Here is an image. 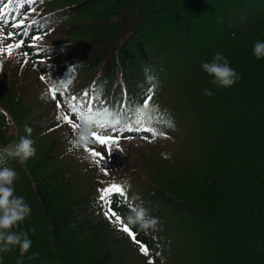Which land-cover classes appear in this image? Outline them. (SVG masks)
<instances>
[{
	"label": "trees",
	"instance_id": "16d2710c",
	"mask_svg": "<svg viewBox=\"0 0 264 264\" xmlns=\"http://www.w3.org/2000/svg\"><path fill=\"white\" fill-rule=\"evenodd\" d=\"M25 1L19 29L28 55L18 64L25 75L34 74L33 86L40 85L38 105L17 109L0 101V147L30 135L40 148L26 163L6 164L18 174L15 194L31 208L13 230L28 232L30 252L39 253L25 254L23 264H147L149 258L159 264L158 252L165 264H264V58L252 54L254 42L264 41V0ZM7 2L18 1L2 0L0 7ZM217 51L242 74L230 88H217L200 67ZM149 88L151 114L142 115ZM86 105L119 114L118 128L101 133L147 143L151 133L137 130V120L166 133L155 143L166 145L163 157L197 179L190 194L175 197L152 181L135 185L128 170L97 163L90 154L74 159L85 145L69 153L74 129L56 117H73L72 106L81 113ZM94 164L101 165L98 171ZM112 183L126 190L125 197H111L124 223L129 205L141 202L159 218L154 232L130 226L149 257L103 216L98 190ZM0 255L2 264H17L19 250Z\"/></svg>",
	"mask_w": 264,
	"mask_h": 264
},
{
	"label": "clouds",
	"instance_id": "9594fccd",
	"mask_svg": "<svg viewBox=\"0 0 264 264\" xmlns=\"http://www.w3.org/2000/svg\"><path fill=\"white\" fill-rule=\"evenodd\" d=\"M252 54L257 59L264 58V41L254 42ZM200 67L209 75L211 83L217 88H230L242 78V74L231 66L228 57L219 51L215 52L209 60L201 61ZM203 92L207 96L214 94L209 88H204ZM41 98H44V93H41ZM120 124L119 114L109 107L81 112L79 124L69 139L68 152L71 153L81 146L93 143V132H100L104 129L115 130ZM24 127L25 132L30 134L31 127L28 125ZM34 143L30 135H25L20 136L17 141L9 145L0 147V254L18 248L17 264H23L25 254H28V259H32L39 253L30 252L32 240L28 232L22 229L20 231L13 230L30 215L31 208L23 196L15 194L14 181L18 174L15 169L6 166V164L9 159H15L21 164L26 163L36 154ZM124 183L128 184V181L126 180ZM129 208L130 212L124 218L129 226H134L145 233L157 230L159 218L150 215L149 209L144 207L142 202L135 205L130 204ZM156 255L159 257V264H165L166 257L160 252ZM2 260L3 256L0 255V264H2Z\"/></svg>",
	"mask_w": 264,
	"mask_h": 264
},
{
	"label": "rangeland",
	"instance_id": "374dc122",
	"mask_svg": "<svg viewBox=\"0 0 264 264\" xmlns=\"http://www.w3.org/2000/svg\"><path fill=\"white\" fill-rule=\"evenodd\" d=\"M22 9H24V7H22ZM1 24L2 21L0 20V33L6 36V33L9 31L3 28ZM16 40H14V36L6 37L0 41V47L6 48L7 44L15 43ZM50 44L54 43L51 42ZM24 53L25 51L23 49L18 48L13 49L11 55H9L7 51L0 54V101L11 104L12 107L15 105L17 109H30L33 107L31 103L34 102L38 105L37 95L40 93V85L39 87L37 85H32V83H34V74L29 72L27 76V74L25 75V73H23L24 67L21 65V68H19L18 63L22 62V59H25ZM9 130L11 135H17V128L14 125L10 126ZM65 133L67 134L68 132L65 131ZM69 135L66 142L67 145H69ZM94 145L98 151L103 147L97 141ZM167 145L170 147L169 143H167ZM113 146L116 148L115 145ZM34 147L36 148V154L32 158L38 156L40 149L38 146ZM117 149L121 151V157H117L114 163L108 166L117 164L118 168H121L123 172H125V169L128 170L127 174L136 180L135 185L140 181H152L154 185L157 184L165 188L169 194L182 198L184 193L190 194V185L197 180L195 177L185 172L186 170H183L173 163L169 156L163 157L169 152V148L164 144L156 145L155 141H148L147 143H141L138 140L119 141V148ZM42 152L43 150L40 151V154H42ZM88 154L91 155V153L87 151L81 154L75 152L73 158L79 161V157L77 156L87 157ZM99 163L103 164V160L100 159ZM85 166L86 165L81 164V170L85 169ZM93 166L94 169L98 171L101 165L94 164ZM93 214L95 215L94 217L97 216V213ZM79 218L81 220L82 216ZM121 232L124 235L126 234L122 230ZM131 254L134 260L140 262L141 259L139 258L140 255L138 251H133ZM130 263L137 264L132 260H130Z\"/></svg>",
	"mask_w": 264,
	"mask_h": 264
},
{
	"label": "snow or ice",
	"instance_id": "6c2138e0",
	"mask_svg": "<svg viewBox=\"0 0 264 264\" xmlns=\"http://www.w3.org/2000/svg\"><path fill=\"white\" fill-rule=\"evenodd\" d=\"M5 7H7V5H5ZM23 24H24V21L21 20L18 22L16 27H20ZM25 34H27V33H25ZM14 35H15L14 32H7L6 36H5V34L0 33V41L5 39L6 37H13ZM24 44H25L24 40H17L15 43H9V44H7L6 48L0 47V54L7 51V53L9 55H11L13 49L21 48ZM24 55L27 56L28 53H24ZM41 79H44V77H41ZM148 79L152 80L153 77L149 76ZM61 86L63 87V86H67V85H61ZM50 92L54 98V102L56 103V107L58 109L62 108L63 105L59 102L58 91L55 88H51ZM148 93H149L148 96L142 102V108L139 109V111L141 112L142 115H150L151 114V109L149 106H150V102L152 101L153 96H154V88H149ZM87 95L88 94L85 93L86 99H87ZM72 99H76V97H73ZM86 106L88 107V111H92V107L90 105H86ZM155 108H156V111L159 112V107L155 106ZM71 111L74 113L80 114V109L75 107V106H72ZM56 119H57V121H60V120L66 121L68 124L71 125V127L73 129H75L77 127V124L73 122L76 119V116L69 117L68 115L58 114ZM136 123H137V130H141V128H142L145 132L151 133L153 137H155L157 135H161V136L166 135V133H164V132H157L156 128H154V127H151V126L144 127L140 120H137ZM166 123H168L169 126H171V121H166ZM92 137L101 146L106 147L108 152H111V150L113 149V145H115L116 148H118L119 147V141H120V139H122V137H120V136L108 135V134H104L101 132H93ZM85 148L87 151H89L91 153V155L93 157L98 158L97 163L100 162V159L104 158V153H102L101 151H98L94 148H89L87 145H85ZM105 174H107V173L105 172ZM98 191L100 193L99 200L101 202H103L104 204L108 205L107 210L104 211V215L107 218H109L110 220L114 219L117 223H119L122 231L127 233L129 236H131L133 241L139 245V251L145 257H149L148 245L142 243L140 240L137 239L136 233L133 231V229L128 224H126L122 221L121 216L117 214V211L115 210L114 205L112 203L111 197H113L114 195H120L122 197L126 196V190L124 189V187L121 184L112 183V184L108 185L107 187L99 189ZM147 264H153V260L151 258H149L147 260Z\"/></svg>",
	"mask_w": 264,
	"mask_h": 264
}]
</instances>
